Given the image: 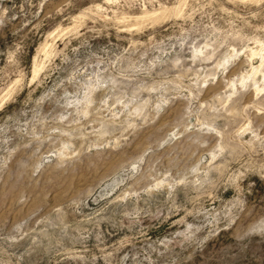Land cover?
<instances>
[{
	"label": "rangeland",
	"instance_id": "1",
	"mask_svg": "<svg viewBox=\"0 0 264 264\" xmlns=\"http://www.w3.org/2000/svg\"><path fill=\"white\" fill-rule=\"evenodd\" d=\"M0 264H264V0H0Z\"/></svg>",
	"mask_w": 264,
	"mask_h": 264
}]
</instances>
